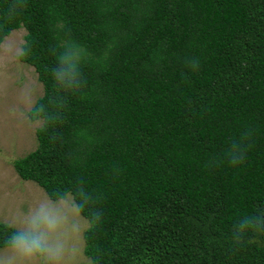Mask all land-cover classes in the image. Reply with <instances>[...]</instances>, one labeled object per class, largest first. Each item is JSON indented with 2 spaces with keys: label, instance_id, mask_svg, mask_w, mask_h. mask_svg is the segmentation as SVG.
Returning <instances> with one entry per match:
<instances>
[{
  "label": "trees",
  "instance_id": "1",
  "mask_svg": "<svg viewBox=\"0 0 264 264\" xmlns=\"http://www.w3.org/2000/svg\"><path fill=\"white\" fill-rule=\"evenodd\" d=\"M12 2L0 0V40L25 29L36 104L64 95L50 74L61 41L92 56L61 122L12 162L51 200L91 194L101 219L83 264H264V234L231 239L264 211V0H23L8 19ZM10 231L0 222V247Z\"/></svg>",
  "mask_w": 264,
  "mask_h": 264
},
{
  "label": "clouds",
  "instance_id": "2",
  "mask_svg": "<svg viewBox=\"0 0 264 264\" xmlns=\"http://www.w3.org/2000/svg\"><path fill=\"white\" fill-rule=\"evenodd\" d=\"M22 8L23 0L10 3L6 13L8 19L16 16ZM28 51V43L23 37L13 38L9 34L0 40V55L5 59H21ZM53 54L56 64L50 69L51 78L57 93L64 95H57L45 105L35 103L31 90L22 93L30 109L26 118L30 126L37 129L61 122L67 98L80 93L85 86L82 66L92 59L87 49L70 39L61 41ZM53 139L58 137L53 136ZM245 154L244 143L237 142L228 153V161L233 166L242 164ZM92 204L93 197L83 187L59 194L55 202L50 199L38 201L11 221L12 231L4 252L0 254V264H65L66 260L74 259L80 252L83 232L101 219L100 212ZM85 209L89 212L88 217L82 216ZM257 234H264V211L242 216L231 239L234 245L240 246L246 240L254 242Z\"/></svg>",
  "mask_w": 264,
  "mask_h": 264
},
{
  "label": "rangeland",
  "instance_id": "3",
  "mask_svg": "<svg viewBox=\"0 0 264 264\" xmlns=\"http://www.w3.org/2000/svg\"><path fill=\"white\" fill-rule=\"evenodd\" d=\"M25 32L21 27L10 34L13 38H24ZM26 90L34 93L35 100L42 95L43 86L37 80L34 68L19 59H5L0 55V222L9 225L14 217L34 207L38 201L50 199L38 184L22 180L12 163L37 146V128L30 126L26 118L29 107L22 97ZM79 246V254L74 259L66 260L65 264L90 261L83 250V234ZM5 248H0V254Z\"/></svg>",
  "mask_w": 264,
  "mask_h": 264
}]
</instances>
